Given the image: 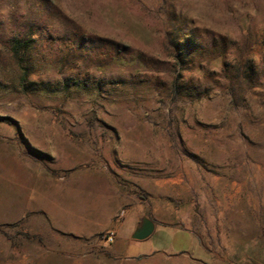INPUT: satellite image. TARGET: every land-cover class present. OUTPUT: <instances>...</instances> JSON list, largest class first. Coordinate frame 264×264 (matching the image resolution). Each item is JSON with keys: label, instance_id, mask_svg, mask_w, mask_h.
<instances>
[{"label": "rangeland", "instance_id": "1", "mask_svg": "<svg viewBox=\"0 0 264 264\" xmlns=\"http://www.w3.org/2000/svg\"><path fill=\"white\" fill-rule=\"evenodd\" d=\"M30 37L19 62L11 42ZM120 153L140 157L133 170ZM149 157L173 172L196 163L203 200L234 203L184 215L199 195L170 198V221L191 219L218 252L171 230L127 231L120 254L108 231L50 228L52 187L83 190L88 174L103 190L108 177L129 185L123 175L150 172ZM168 241L189 253L137 256ZM0 264H264V0H0Z\"/></svg>", "mask_w": 264, "mask_h": 264}, {"label": "crops", "instance_id": "2", "mask_svg": "<svg viewBox=\"0 0 264 264\" xmlns=\"http://www.w3.org/2000/svg\"><path fill=\"white\" fill-rule=\"evenodd\" d=\"M158 155V153L155 154L156 157ZM167 155L171 156V153L169 152ZM120 159L126 160L127 165L125 167L133 170L132 168L140 160V157L133 153H120ZM148 162L151 164V170L147 174L134 175L132 172H128L123 175L126 182H128L127 180L131 182L129 185H117L113 177H108L107 188L103 190L101 180L88 174L83 179V190H80L79 185L74 183H70L64 189L59 184L52 187L50 201L41 207L49 220L50 228L53 231L75 235L79 239L90 238L105 231H114L116 241L112 246L115 252L122 254L123 252L118 246L119 238L128 231V238L134 239L132 237L134 231L141 224L142 219L147 216L155 222V230L148 238L154 236L155 239H160L163 235L170 237L173 235L171 230L175 233L184 232L188 236L189 247H194V249L209 255H212L214 251L218 252V250L204 247L200 243L198 233L201 227L192 222L191 219L183 227L170 221L172 213L179 212V206H174L170 198L174 194H179L180 190L185 193H195L196 197L199 195V199L187 200L186 210L181 211L184 215H197L195 208L198 204H201V206L207 204L208 207L215 205L219 209L220 207L232 208L234 203H225L219 199L203 200L206 184L205 175L203 169L194 162H183L180 164L181 169L174 172L165 163H163V166L161 165L162 167L159 166L158 162L151 157H149ZM69 166L71 164H68ZM156 168L163 169L164 173L160 175L156 172L153 173ZM206 178L207 181L211 180L213 186H217L219 183L218 177ZM73 180L75 182V179ZM133 184L140 185L147 192L146 200L138 195V190ZM225 204L228 206H225ZM161 206L166 208V211L162 213V218L151 214V208L153 212L157 211L158 213ZM145 208H147V214H145ZM211 213L208 212V214ZM216 214L220 215L221 212L218 211ZM201 231L203 232V230ZM172 251H174L172 243L168 241L160 248L154 247L149 252H142L137 256H147L151 259L156 253H162L169 257L173 254L189 253L188 250L175 253ZM234 252L233 249L228 250V254Z\"/></svg>", "mask_w": 264, "mask_h": 264}, {"label": "water", "instance_id": "3", "mask_svg": "<svg viewBox=\"0 0 264 264\" xmlns=\"http://www.w3.org/2000/svg\"><path fill=\"white\" fill-rule=\"evenodd\" d=\"M155 230V222L153 219L145 216L141 224L136 228L132 237L137 240H144L151 236Z\"/></svg>", "mask_w": 264, "mask_h": 264}, {"label": "trees", "instance_id": "4", "mask_svg": "<svg viewBox=\"0 0 264 264\" xmlns=\"http://www.w3.org/2000/svg\"><path fill=\"white\" fill-rule=\"evenodd\" d=\"M34 37H30L29 40H23L16 38L11 42V52L13 56L19 60L25 57V54L29 53L31 48V40Z\"/></svg>", "mask_w": 264, "mask_h": 264}, {"label": "built area", "instance_id": "5", "mask_svg": "<svg viewBox=\"0 0 264 264\" xmlns=\"http://www.w3.org/2000/svg\"><path fill=\"white\" fill-rule=\"evenodd\" d=\"M115 237H116V233L114 231H108L106 234H105V239L107 242H114L115 240Z\"/></svg>", "mask_w": 264, "mask_h": 264}]
</instances>
